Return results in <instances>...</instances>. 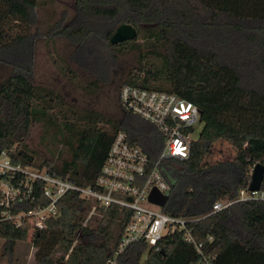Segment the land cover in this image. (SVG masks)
<instances>
[{
  "label": "trees",
  "instance_id": "1",
  "mask_svg": "<svg viewBox=\"0 0 264 264\" xmlns=\"http://www.w3.org/2000/svg\"><path fill=\"white\" fill-rule=\"evenodd\" d=\"M56 1L0 0V155L7 153L23 169L94 188L118 133H125L152 163L164 139L154 125L122 107L119 117L106 118L34 83L39 15ZM70 1L73 14L61 13L46 38L48 44L63 40L68 45L64 57L56 53L54 62L65 77L71 76V84L77 77L74 64L94 76L77 87L95 96L129 56L133 65L120 76L119 92L132 86L175 94L198 106L204 124L188 160L160 165L170 185L163 212L190 222L187 228L203 255L183 232H176L157 249L130 246L119 263L205 264L202 257H212L210 264H264V203L240 200L241 191L249 190L252 169L264 166V0H220L218 7L203 0ZM123 25L137 35L113 45L111 38ZM36 123L43 124L42 142L50 156L27 144ZM219 139L232 142L237 153L233 160L208 165ZM43 187L34 182V200L15 205L13 214L45 205ZM224 200L232 205L213 213L214 203ZM60 209L41 231L0 222L8 264H14L17 246L29 237L38 264H105L112 258L130 210L100 207L75 191L61 200Z\"/></svg>",
  "mask_w": 264,
  "mask_h": 264
},
{
  "label": "built area",
  "instance_id": "2",
  "mask_svg": "<svg viewBox=\"0 0 264 264\" xmlns=\"http://www.w3.org/2000/svg\"><path fill=\"white\" fill-rule=\"evenodd\" d=\"M119 101L122 109L154 125L160 132L164 146L157 162L152 163L139 146L131 144L127 135L120 132L112 142L95 187L81 188L45 171L13 165L8 154L3 153L0 155V222L9 220L18 228L29 225L36 231L44 230L48 219L60 215L61 200L75 191L100 207L117 205L131 211L118 249L105 264H120L119 257L134 244L157 249L165 237L176 232H183L186 242L193 244L203 255L202 246L196 243L192 231L187 228L190 222L165 214L164 207L149 201L153 191L169 197L170 185L160 165L170 159L185 161L190 158L193 144L199 138L195 134L202 122L200 109L175 94L132 86L121 89ZM36 181L44 183L42 194L46 204L29 212L13 214L15 205L34 200L31 196ZM240 200L264 203V192L243 190ZM231 205L230 200L218 201L213 205V213ZM202 258L205 264L214 259Z\"/></svg>",
  "mask_w": 264,
  "mask_h": 264
},
{
  "label": "rangeland",
  "instance_id": "3",
  "mask_svg": "<svg viewBox=\"0 0 264 264\" xmlns=\"http://www.w3.org/2000/svg\"><path fill=\"white\" fill-rule=\"evenodd\" d=\"M74 3L70 0H58L49 5L39 15V24L37 32L42 34L36 38L34 45V77L35 84L54 90L55 94L64 97L66 103L74 105L79 108L93 109L106 118L114 119L122 114V109L119 101L120 92L117 89L120 76L129 68L130 64L133 65V59L129 56L122 59L118 70L113 73L110 84H107L102 91L95 96H87L77 87L78 82L85 84V82L94 78L90 73L78 68L76 65L71 64L72 70L76 73L77 77L69 81L71 76L65 77L57 67L54 59L57 57L56 53L64 57L68 49V45L63 40H59L56 45L48 44L46 32L48 28L59 19L61 13L64 11L69 14L74 12ZM82 81V82H81ZM204 124H199L198 132L195 137H198L203 130ZM44 135L43 124L36 123L31 127L29 137L27 139L28 146L39 153L40 155L50 156L51 153L42 142ZM237 153V148L232 142L219 139L214 148L213 154L206 160L208 165L225 161L233 160ZM57 154V153H56ZM63 156H68L64 154ZM253 172V169H252ZM251 172V174H252ZM51 188V186H48ZM149 209H152L148 207ZM31 236V235H30ZM32 240L26 243H20L14 253V264H38L34 258V248L32 247ZM3 241L0 240V264H8L7 259L3 256L2 252ZM145 258V257H144Z\"/></svg>",
  "mask_w": 264,
  "mask_h": 264
},
{
  "label": "water",
  "instance_id": "4",
  "mask_svg": "<svg viewBox=\"0 0 264 264\" xmlns=\"http://www.w3.org/2000/svg\"><path fill=\"white\" fill-rule=\"evenodd\" d=\"M136 30L130 25L120 26L115 34L111 38V43L113 45L132 40L136 37ZM264 180V166L261 164H256L253 172L251 174V183L249 190L251 192H258L261 189V184ZM169 200L168 196H162L157 191H153L149 197V201L158 206L165 207Z\"/></svg>",
  "mask_w": 264,
  "mask_h": 264
},
{
  "label": "crops",
  "instance_id": "5",
  "mask_svg": "<svg viewBox=\"0 0 264 264\" xmlns=\"http://www.w3.org/2000/svg\"><path fill=\"white\" fill-rule=\"evenodd\" d=\"M203 1L214 7H218L220 5V0H203Z\"/></svg>",
  "mask_w": 264,
  "mask_h": 264
}]
</instances>
